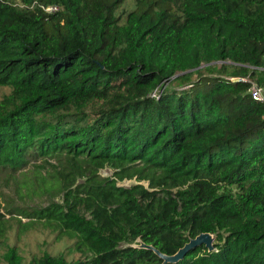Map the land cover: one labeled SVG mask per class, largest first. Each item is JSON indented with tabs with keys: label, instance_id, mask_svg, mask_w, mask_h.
I'll list each match as a JSON object with an SVG mask.
<instances>
[{
	"label": "trees",
	"instance_id": "trees-1",
	"mask_svg": "<svg viewBox=\"0 0 264 264\" xmlns=\"http://www.w3.org/2000/svg\"><path fill=\"white\" fill-rule=\"evenodd\" d=\"M126 1L0 0V175L57 155L76 182L46 206L0 203V239L15 216L75 233L69 250L84 257L29 264H164L139 245L173 255L208 233L213 251L174 264H264V102L249 94L264 88V0H133L117 13ZM4 259L21 263L15 247Z\"/></svg>",
	"mask_w": 264,
	"mask_h": 264
},
{
	"label": "rangeland",
	"instance_id": "rangeland-1",
	"mask_svg": "<svg viewBox=\"0 0 264 264\" xmlns=\"http://www.w3.org/2000/svg\"><path fill=\"white\" fill-rule=\"evenodd\" d=\"M134 6L133 0H127L118 10L117 13H121L123 10H131ZM203 75V69L200 70ZM192 80L197 79V74L192 73ZM175 89H183L184 87H179L177 82H174ZM164 87H168L165 84ZM188 87V86H187ZM186 88V87H185ZM8 92L7 88H0V98L3 94ZM48 165L43 168L37 169L34 164H42L41 161L29 164L26 169L15 175L11 182H6L5 175H0V203L6 207L9 203L13 206H25V207H40L46 206L49 200L55 198L59 201L61 195H54L53 192L57 190L59 185L71 186L76 182L73 179L69 169L63 158L54 155L48 158ZM102 176L108 177L111 175V171L108 169L101 171ZM37 179L38 183H43L46 188L40 194L37 185L34 180ZM44 179V181L42 180ZM42 180V181H41ZM133 181H124L119 183L122 186H130ZM16 186V187H15ZM53 186L52 191H48L47 188ZM30 190V196L28 192ZM4 223L6 226V231L4 233V238L0 239V264H6L4 259L5 253L8 247H15L18 254L21 256L20 264H29L32 258L41 256L44 253L51 254L53 256H58L63 254L65 257L72 258L73 260L84 259L82 255L77 252H70L69 247L75 242V233L69 234L74 237L70 239V236L65 235V237L57 235V230L43 229L42 227L31 228L24 230L22 226L17 224L16 217L10 218V216H5ZM28 222V219H22V222ZM65 253V254H64Z\"/></svg>",
	"mask_w": 264,
	"mask_h": 264
},
{
	"label": "water",
	"instance_id": "water-1",
	"mask_svg": "<svg viewBox=\"0 0 264 264\" xmlns=\"http://www.w3.org/2000/svg\"><path fill=\"white\" fill-rule=\"evenodd\" d=\"M213 238L214 237L208 233L199 234L195 238L190 239L188 243H186L182 248H180L173 255L161 254L159 251H157L153 247L147 246L144 244H140L139 248H146V249L154 251V253L163 260L164 264L165 263L174 264V263L181 261L190 250H192V249H194L200 245H204L206 247V249L208 250V252L213 251L214 250Z\"/></svg>",
	"mask_w": 264,
	"mask_h": 264
},
{
	"label": "built area",
	"instance_id": "built-area-1",
	"mask_svg": "<svg viewBox=\"0 0 264 264\" xmlns=\"http://www.w3.org/2000/svg\"><path fill=\"white\" fill-rule=\"evenodd\" d=\"M41 8L45 11V12H55L58 11L59 9L55 6H49V7H44L41 6ZM227 80L231 81V82H241V81H246L245 78H226ZM249 94L250 97L253 101L255 102H264V88L258 86L255 83H251V87L249 89Z\"/></svg>",
	"mask_w": 264,
	"mask_h": 264
}]
</instances>
